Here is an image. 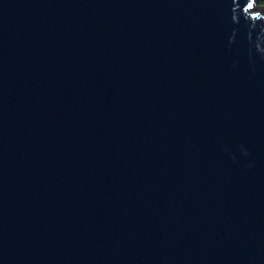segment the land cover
Segmentation results:
<instances>
[{
  "label": "water",
  "instance_id": "water-1",
  "mask_svg": "<svg viewBox=\"0 0 264 264\" xmlns=\"http://www.w3.org/2000/svg\"><path fill=\"white\" fill-rule=\"evenodd\" d=\"M0 264H264L258 0H0Z\"/></svg>",
  "mask_w": 264,
  "mask_h": 264
},
{
  "label": "trees",
  "instance_id": "trees-1",
  "mask_svg": "<svg viewBox=\"0 0 264 264\" xmlns=\"http://www.w3.org/2000/svg\"><path fill=\"white\" fill-rule=\"evenodd\" d=\"M259 6L264 7V0H258Z\"/></svg>",
  "mask_w": 264,
  "mask_h": 264
}]
</instances>
